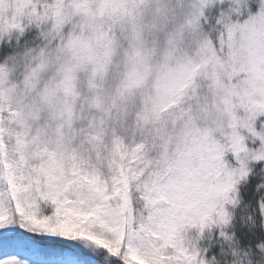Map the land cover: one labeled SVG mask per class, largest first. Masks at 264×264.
Masks as SVG:
<instances>
[{"label":"snow or ice","instance_id":"6c2138e0","mask_svg":"<svg viewBox=\"0 0 264 264\" xmlns=\"http://www.w3.org/2000/svg\"><path fill=\"white\" fill-rule=\"evenodd\" d=\"M0 264H264V0H0Z\"/></svg>","mask_w":264,"mask_h":264},{"label":"trees","instance_id":"16d2710c","mask_svg":"<svg viewBox=\"0 0 264 264\" xmlns=\"http://www.w3.org/2000/svg\"><path fill=\"white\" fill-rule=\"evenodd\" d=\"M256 182H257V181H256L255 179L252 181L253 184H255ZM246 196H247L248 199H251V194H250V192L247 193Z\"/></svg>","mask_w":264,"mask_h":264},{"label":"rangeland","instance_id":"374dc122","mask_svg":"<svg viewBox=\"0 0 264 264\" xmlns=\"http://www.w3.org/2000/svg\"><path fill=\"white\" fill-rule=\"evenodd\" d=\"M218 251V249H216Z\"/></svg>","mask_w":264,"mask_h":264}]
</instances>
